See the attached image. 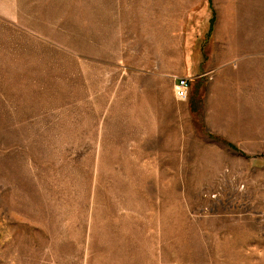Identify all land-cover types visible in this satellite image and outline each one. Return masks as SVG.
Here are the masks:
<instances>
[{"label": "rangeland", "instance_id": "374dc122", "mask_svg": "<svg viewBox=\"0 0 264 264\" xmlns=\"http://www.w3.org/2000/svg\"><path fill=\"white\" fill-rule=\"evenodd\" d=\"M245 5L219 55L203 21L237 0H0V264H264Z\"/></svg>", "mask_w": 264, "mask_h": 264}, {"label": "crops", "instance_id": "0c3cea01", "mask_svg": "<svg viewBox=\"0 0 264 264\" xmlns=\"http://www.w3.org/2000/svg\"><path fill=\"white\" fill-rule=\"evenodd\" d=\"M245 1L246 0H237V6L234 9H228L227 11L228 13H225L221 10L217 11L216 6H215V0H212V3L214 4L215 10H216V13L214 11V16L215 17L217 16L218 20L216 21L215 24L213 23V26H212L211 19H204L203 25L205 26L206 29L209 26L212 27V39L217 40V47H219L218 48L219 55H221L222 53H223L222 55H230L232 53H235V54L237 53L235 49H234L235 52L229 51V49L233 48L230 46V44H231V41H234L236 38L234 37L235 31L238 30V26L240 30V27L243 25V23L241 21H239L238 23H234L233 21H231V19L232 20L233 18L234 19H244V17H247L245 19L251 18L250 8H247L248 9L247 13H245L244 11L245 10L244 7H247L248 5L247 4L244 6ZM248 1H251V0H248ZM254 1L258 2V0H254ZM247 39H250V33H248ZM216 53H217V48L215 47L214 54Z\"/></svg>", "mask_w": 264, "mask_h": 264}, {"label": "built area", "instance_id": "2783aa9c", "mask_svg": "<svg viewBox=\"0 0 264 264\" xmlns=\"http://www.w3.org/2000/svg\"><path fill=\"white\" fill-rule=\"evenodd\" d=\"M190 78L186 76L178 77L175 84V94L179 100L185 101L189 96Z\"/></svg>", "mask_w": 264, "mask_h": 264}]
</instances>
